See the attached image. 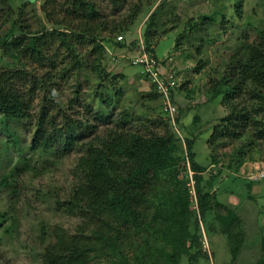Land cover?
<instances>
[{"label": "trees", "instance_id": "trees-1", "mask_svg": "<svg viewBox=\"0 0 264 264\" xmlns=\"http://www.w3.org/2000/svg\"><path fill=\"white\" fill-rule=\"evenodd\" d=\"M32 1L41 3L38 11L45 19L36 30L31 29L25 16L28 2ZM107 1L114 7L122 2ZM12 3L13 0H0V7L9 10L0 25V31L6 28L0 34V53L18 63L17 67H0V129L16 144L8 126L12 122H29L36 107L30 150L55 158L71 152L80 154L72 168L67 196L56 201L57 210L78 223L71 231L56 225L48 235L42 233L40 239L46 243L40 264H195L202 255L197 214L203 221L215 201L203 178L206 167L195 160L196 139L186 138V156L181 159L177 155L179 138L170 128L172 119L147 75L143 72L151 85L146 96L160 99L163 105L162 116L159 114L150 126L136 113L119 109L123 77L106 68L108 46L117 50L125 47L122 40H115L116 34H125L143 3L137 4L120 23H112L89 0H27L19 6ZM160 9L158 5L146 21L142 42L147 53L157 60L160 58L151 44ZM31 10L35 15L36 10ZM217 15L189 22L186 34L209 29L218 22ZM223 18L224 15L219 23ZM178 45L176 41L175 48ZM172 57L169 56L171 61L162 60V65L169 64L176 70ZM129 59L126 57L128 64ZM22 60H27L28 65ZM197 65V70L203 66L200 62ZM176 73L180 75L177 70ZM224 73L220 81L210 84L215 87L213 97L220 96L229 112L211 128L206 145L215 164V150L221 143H235L246 137L248 140L237 148L228 165L229 168L232 162L238 172L244 162L253 160L252 155L246 156L256 147V141H264V28L253 43L230 57ZM65 85L72 90L68 96L64 95ZM63 98L66 105L62 108ZM77 105L82 107L81 115L74 110ZM158 126L162 132L154 130ZM185 159L193 173L195 198L190 194L186 167L182 165ZM7 177L0 180V188L7 185ZM235 214L229 211L231 222L236 221L237 226ZM8 216L7 211L0 212V224ZM228 236L236 235L229 232ZM260 245L263 255L257 264H264V239Z\"/></svg>", "mask_w": 264, "mask_h": 264}, {"label": "rangeland", "instance_id": "rangeland-1", "mask_svg": "<svg viewBox=\"0 0 264 264\" xmlns=\"http://www.w3.org/2000/svg\"><path fill=\"white\" fill-rule=\"evenodd\" d=\"M26 1L13 0L12 6H19ZM89 1L95 3L112 23L125 21L133 8L143 3L139 15L125 34H116L115 40L123 37L121 42L125 43V47L117 50L108 46L106 68L123 77L120 84L123 96L119 109L136 113L149 126L159 114L162 116V101L148 99L146 93L151 88L149 81L140 67L128 64L126 57L131 58L140 51L146 21L160 5L161 9L156 15V35L151 45L157 58L173 56L172 65L182 77L181 85H184L172 92L175 107L173 115L180 120L179 125L176 124L175 117L169 125L179 138L178 145L181 148L177 155L181 159L186 156V138L196 139L193 146L195 160L206 167L203 174L207 182L206 189L215 198L213 208L203 221L197 214L202 255L198 256L195 264H257L263 255L260 242L264 239V181L248 184L243 176L255 166L264 165V141H256V147L246 156L252 155L250 159L253 160L244 162L237 172L232 162L231 168H228L229 161L235 158L237 148L248 139L245 137L235 143H221L215 150L218 157L215 164L210 159L211 150L206 145V139L211 128L229 112L222 105L220 96L213 97L215 87L210 81H220L230 57L253 43L258 31L264 28V0H122L115 7L107 0ZM28 3L25 16L31 29L36 30L39 23H45L44 15L38 11L41 3ZM31 9L36 10L35 15H32ZM7 12L9 10L0 7V25ZM204 15H217L218 22L211 24L204 32L187 35L189 22ZM222 15L224 18L219 23ZM5 29L0 31L1 35ZM176 41L179 42L177 48ZM131 43L135 44L131 46ZM112 56L125 58L113 62ZM199 62L203 66L197 70ZM22 63L28 65L27 60H22ZM6 65L17 67L18 63L7 60L0 53V67ZM90 81H93L92 77ZM91 85L94 87L95 83L91 82ZM64 87V95H70L72 90L67 85ZM60 104L62 108L66 105L64 98ZM81 105L74 109L79 115L83 113ZM37 111L38 108L34 107V117L29 122H12L8 126L7 131L14 132L16 144L0 129V180L8 176L7 185L0 188V212L7 211L9 214L8 219L0 224V264H40L43 243H46L40 239L42 233L48 235L49 229L56 225L71 231L78 223L77 219L58 211L56 201L67 196L73 178L72 168L80 154L71 152L55 158L51 154L32 152L29 147ZM67 113L70 114L69 111ZM70 116L74 118L73 114ZM154 130L162 132L163 129L158 126ZM182 165L186 167L191 194L193 173L186 159ZM229 211L236 212L235 217L239 219L237 226L236 221L231 222ZM229 232L236 236L229 237Z\"/></svg>", "mask_w": 264, "mask_h": 264}, {"label": "built area", "instance_id": "built-area-1", "mask_svg": "<svg viewBox=\"0 0 264 264\" xmlns=\"http://www.w3.org/2000/svg\"><path fill=\"white\" fill-rule=\"evenodd\" d=\"M37 1L39 2L40 0ZM121 38L122 37H117V40H122ZM139 46H140V51L129 59V63L132 66L141 67L143 72L149 78L150 82L154 84L156 90L163 99L164 110L169 113L173 122L174 119L173 114L175 112V107L173 106L170 98L172 92L181 85L182 77L176 73L175 69H172L170 67H165L164 65H162V60L171 61V58L164 57L162 59L157 60L151 54L147 53V51L144 49L143 43H141ZM119 58H124V57L119 56L116 58L112 56L111 59L113 62H116L119 60ZM243 177L253 182L264 180V165L258 167L255 166L251 171L246 173V175Z\"/></svg>", "mask_w": 264, "mask_h": 264}, {"label": "crops", "instance_id": "crops-1", "mask_svg": "<svg viewBox=\"0 0 264 264\" xmlns=\"http://www.w3.org/2000/svg\"><path fill=\"white\" fill-rule=\"evenodd\" d=\"M250 163H252V162H250Z\"/></svg>", "mask_w": 264, "mask_h": 264}]
</instances>
